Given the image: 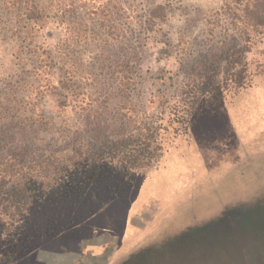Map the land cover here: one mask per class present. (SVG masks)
Listing matches in <instances>:
<instances>
[{
    "label": "rangeland",
    "instance_id": "rangeland-1",
    "mask_svg": "<svg viewBox=\"0 0 264 264\" xmlns=\"http://www.w3.org/2000/svg\"><path fill=\"white\" fill-rule=\"evenodd\" d=\"M65 1L75 4L76 14L68 20L81 25L82 36L67 43L68 36L52 24L36 42L45 39L53 47L60 39L61 52L82 73L102 63L114 66L133 52L139 71L131 99L139 110L152 96L172 94L186 81L184 70L222 42L230 43L234 34L224 12L233 6L229 0ZM10 17L0 4V84L12 78L22 86L30 81L31 68L15 58L27 49ZM216 64L224 80L228 63ZM248 69L249 83L219 104H207L156 169L120 195V210L106 206L113 223L83 232L79 227L78 239L64 236L62 225L55 230L64 238L60 243L85 252L82 264H264V73H256L254 65ZM82 93L85 102L101 98L96 87L86 86ZM112 94L106 96L115 101ZM52 98L44 97L39 107L58 130L59 116L68 120L75 113L70 107L55 110ZM106 196L100 201L116 199ZM89 251L98 256L89 257Z\"/></svg>",
    "mask_w": 264,
    "mask_h": 264
},
{
    "label": "trees",
    "instance_id": "trees-1",
    "mask_svg": "<svg viewBox=\"0 0 264 264\" xmlns=\"http://www.w3.org/2000/svg\"><path fill=\"white\" fill-rule=\"evenodd\" d=\"M229 1L233 6L224 12L233 23L232 41L184 70L186 81L172 94L152 96L147 104L155 107L139 110L131 99L139 71L133 52L114 66L102 63L82 73L61 52L60 39L53 47L45 39L36 42L52 24L68 36L67 43L82 36L81 25L68 20L76 14L74 3L0 0L26 45V52L19 49L15 58L31 68L24 85L12 78L0 84V264H13L39 245L62 243L55 231L62 225L64 236L78 239L79 227L83 232L113 223L106 206L120 210V195L156 169L207 104H219L245 87L250 66L264 73V0ZM248 54L257 59L248 60ZM222 59L230 71L224 80L216 64ZM86 86L96 87L101 98L80 99ZM110 91L115 101L106 96ZM44 97H54L50 104L55 110L70 107L75 115L68 120L59 116L55 130L39 107ZM105 195L116 199L100 201Z\"/></svg>",
    "mask_w": 264,
    "mask_h": 264
},
{
    "label": "crops",
    "instance_id": "crops-1",
    "mask_svg": "<svg viewBox=\"0 0 264 264\" xmlns=\"http://www.w3.org/2000/svg\"><path fill=\"white\" fill-rule=\"evenodd\" d=\"M68 245L71 244L62 245L61 243L51 242L50 244L46 245L48 248L33 249L27 253H24L13 264H80L83 262V259L87 257L85 256L87 254H85V252L79 251L78 254L74 248L69 249ZM77 245L79 244H76V246ZM64 246H66V248ZM94 247L101 249L100 246ZM104 251L105 249L103 248L101 254ZM88 256L94 258L97 257L98 254L94 256L93 253L91 254L89 251Z\"/></svg>",
    "mask_w": 264,
    "mask_h": 264
},
{
    "label": "flooded vegetation",
    "instance_id": "flooded-vegetation-1",
    "mask_svg": "<svg viewBox=\"0 0 264 264\" xmlns=\"http://www.w3.org/2000/svg\"><path fill=\"white\" fill-rule=\"evenodd\" d=\"M57 259V258H56ZM80 264H82V263H80ZM88 264V263H87Z\"/></svg>",
    "mask_w": 264,
    "mask_h": 264
}]
</instances>
